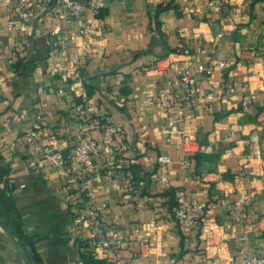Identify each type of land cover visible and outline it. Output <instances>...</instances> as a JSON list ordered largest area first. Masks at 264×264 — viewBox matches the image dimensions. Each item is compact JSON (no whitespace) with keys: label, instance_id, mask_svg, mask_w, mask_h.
<instances>
[{"label":"crops","instance_id":"obj_1","mask_svg":"<svg viewBox=\"0 0 264 264\" xmlns=\"http://www.w3.org/2000/svg\"><path fill=\"white\" fill-rule=\"evenodd\" d=\"M62 9L63 0H9L0 8V182L10 173L17 192L0 198V208L27 241L33 263L105 262L87 242L88 205L50 166L35 170L23 133L38 115L42 142L66 152L81 133L100 139L107 124L119 127L95 190L109 203L107 223L146 239L142 255L122 251L124 264H238L241 250L264 252V0H226L221 9L208 0H104L99 19L87 11L64 24L76 41L51 33ZM222 15L230 17V33L219 38ZM87 22L98 30L81 70L63 58L79 51ZM214 48L236 60L226 75L236 91L218 87L214 100L199 101L175 125L193 133L201 150L187 168L170 164L172 189L162 191L157 159H178L183 146L161 131L167 116L157 97L182 65L197 69ZM251 93L257 100L246 106ZM182 96L178 86L170 97L174 117ZM179 189L205 207L192 229L173 215Z\"/></svg>","mask_w":264,"mask_h":264},{"label":"built area","instance_id":"obj_2","mask_svg":"<svg viewBox=\"0 0 264 264\" xmlns=\"http://www.w3.org/2000/svg\"><path fill=\"white\" fill-rule=\"evenodd\" d=\"M9 0H0V8L8 5ZM226 0H208L212 8L221 9ZM104 7V0H63V9L58 11L56 17L59 22L51 29L52 35L58 39L69 38L72 41L78 39L77 34L72 33L64 27L65 23L71 22L77 16L90 11L96 19H99L101 10ZM230 17L222 15L220 18V30L217 34L219 38H224L230 33ZM12 25H10V28ZM98 28L91 22L84 24L80 31L79 51H70L63 58L66 61L74 63L79 69L83 70L86 66L88 57L92 49V39ZM236 64V60L230 58L228 53L220 48L212 50L209 60L200 65L197 69L182 65L179 72L170 80V86L165 88L157 97V101L167 116L166 122L161 126V131L167 139L180 137L183 154L178 159L163 154L157 159L158 182L162 191H170L172 183L168 176L169 166L173 163H179L184 168L189 167L191 155L201 150V145L193 133L175 128L177 123L184 122L185 116L189 110L194 108L201 100H214L218 94V87H227L230 92L236 91L235 86H229L226 83L228 69ZM163 67H158L162 70ZM5 82L0 78V87ZM180 86L183 92L181 101L176 106L177 117H174V104L170 97L174 94L176 87ZM257 100V94L251 93L243 100L246 106L252 105ZM81 113L87 115L86 110ZM41 116L32 126L27 127L23 133L24 143L30 152L34 155L36 171H40L41 164L44 163L53 168L60 176L64 185L79 194V201L88 205L87 220L89 224V233L87 242L94 244L103 254V264H124L122 251L128 249L133 257L143 254L142 246L146 245V239H138L133 234H124L115 227L107 223L103 214L109 207L107 200L99 201L96 196L95 180L98 170L103 166L105 159L110 151L113 150V137L119 133V127L114 124L103 128L101 138L97 139L85 133L77 136L76 142L68 152L55 149L45 144L41 140L43 125L40 121ZM20 143L15 140L9 144L11 154L7 158L11 168L13 163V150ZM261 160V175L264 177V155L259 156ZM10 173L0 182V192L9 190L14 192L15 183L11 179ZM114 177L107 175V188L113 185ZM26 184H21L20 188H25ZM257 194L252 191L251 197ZM174 218L178 225L192 229L198 226L205 215V207L199 202H189L184 189L177 192V203L173 210ZM238 264H264V252L250 253L247 250H241Z\"/></svg>","mask_w":264,"mask_h":264},{"label":"rangeland","instance_id":"obj_3","mask_svg":"<svg viewBox=\"0 0 264 264\" xmlns=\"http://www.w3.org/2000/svg\"><path fill=\"white\" fill-rule=\"evenodd\" d=\"M0 220L2 222L8 221L6 219V217H5V214L2 211V208H0ZM8 228L17 236V234L15 233L13 224H10L9 223V227ZM17 237L24 244L25 248L27 249V251L29 253V250H28V247H27V241H24L19 236H17ZM0 249H1L0 264H15V262L18 261V260L20 262H22L23 264H25V262H24V260H23V258L21 256V254L19 252L18 247L9 238V236L1 229V227H0Z\"/></svg>","mask_w":264,"mask_h":264},{"label":"water","instance_id":"obj_4","mask_svg":"<svg viewBox=\"0 0 264 264\" xmlns=\"http://www.w3.org/2000/svg\"><path fill=\"white\" fill-rule=\"evenodd\" d=\"M1 229L9 236V238L16 244L19 249V252L25 262V264H34L32 258L30 257L27 249L24 244L19 240V238L8 228L4 222L0 220Z\"/></svg>","mask_w":264,"mask_h":264},{"label":"trees","instance_id":"obj_5","mask_svg":"<svg viewBox=\"0 0 264 264\" xmlns=\"http://www.w3.org/2000/svg\"><path fill=\"white\" fill-rule=\"evenodd\" d=\"M103 16V12L101 11V13H100V15H99V17H102ZM107 125H110V123L109 124H107ZM10 196V191L9 190H4V191H2V192H0V198H6V197H9ZM9 221H4V223L9 227V223H8ZM14 230H15V233L20 237V238H22L24 241H26L25 240V238L19 233V231H18V228L16 227V229L14 228ZM29 254H30V252H29ZM30 256H31V254H30ZM31 258H32V256H31Z\"/></svg>","mask_w":264,"mask_h":264}]
</instances>
